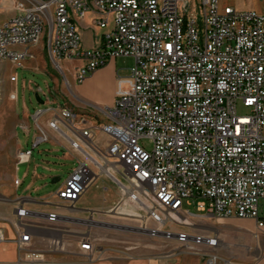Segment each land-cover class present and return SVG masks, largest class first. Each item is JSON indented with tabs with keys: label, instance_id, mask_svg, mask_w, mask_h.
<instances>
[{
	"label": "built area",
	"instance_id": "built-area-1",
	"mask_svg": "<svg viewBox=\"0 0 264 264\" xmlns=\"http://www.w3.org/2000/svg\"><path fill=\"white\" fill-rule=\"evenodd\" d=\"M88 13L95 15V30L87 49L77 22ZM43 37L64 78L61 62H82L74 71L77 84L109 60H133L128 76L117 80L112 107L102 111L108 122L100 130L111 138L106 155L122 165L126 185L118 183L126 200L146 212L141 217L160 224L175 219L200 230L207 228L191 223L195 217L252 219L255 235L263 231V14L237 12L220 0H17L14 16L0 24V61L23 67ZM237 103L247 114L237 113ZM60 116L74 132L75 114L61 107ZM49 127L57 131L56 120ZM80 134L91 138L90 130ZM71 146L78 149L73 141ZM30 155L20 152L18 160ZM91 183L90 170L80 164L57 197L73 204ZM177 237L214 250L221 243L216 234ZM29 238L21 236L19 253L28 263L43 261L26 249ZM80 249L91 251V244L84 240ZM201 256L206 264H234L215 254Z\"/></svg>",
	"mask_w": 264,
	"mask_h": 264
},
{
	"label": "crops",
	"instance_id": "crops-1",
	"mask_svg": "<svg viewBox=\"0 0 264 264\" xmlns=\"http://www.w3.org/2000/svg\"><path fill=\"white\" fill-rule=\"evenodd\" d=\"M87 16H89L88 23L95 17L93 13H88L77 22V26L81 35L82 32L89 33L92 38L93 32H90L89 25L84 26ZM87 45L83 42L84 48L88 49ZM32 54L31 60H35L33 50ZM120 59L123 58L107 61L105 65L90 73L81 84L75 82L74 71L82 62H77L70 70L63 71L65 78L61 75L66 89L54 88L63 98L59 108L50 110L48 117L45 115L49 110L37 111L32 116L34 122L32 149L42 143L48 144L52 148L49 151L51 161L33 162L32 150L21 149L15 129L20 126L25 135H28L30 128L19 121L16 113L17 123L14 127L16 146L20 150L19 153L30 151L31 155L25 162L19 161L17 156L12 182L0 192V264H31L24 260L17 249V242L23 234L30 235L26 249L39 252L43 257V261L34 264H189L200 261L196 257L188 261L187 258L181 259L179 256H143L125 259L122 247L98 244L101 236L107 231L115 230L112 227L118 226L113 225L112 218L116 217L114 215H123L124 210L139 214L133 204L126 200L119 185L121 182L116 177V174L121 176L122 165L106 155L111 138L100 130L101 125L108 122L102 111L112 107L117 80L123 77V68L119 66L118 61ZM42 66L43 64H39L38 68L42 69ZM51 94L54 95L53 92ZM13 100H16V96ZM61 107H66L75 114L74 123L77 124L74 132L61 118ZM54 120L57 131L49 127V123ZM81 130H90L91 138L89 140L82 138ZM72 141L78 144V149L71 146ZM53 161L76 163L70 173L80 164L86 165L92 177L90 185L96 184L99 180L101 183L95 185L96 191L93 193L89 192V185L75 203L63 202L57 197V192L67 178L60 182L61 178L54 176L57 171L53 165L56 163ZM20 164H29L30 168L19 176L15 172ZM15 180H18V185L14 184ZM109 181H114L118 185L119 189L116 192L108 191L105 184ZM17 209L24 210L25 216L18 217ZM114 210L116 213L113 214ZM51 214L55 215L54 221L48 219ZM194 219L226 220L202 217ZM231 221L237 227L253 223L254 235L257 232L256 223L252 219ZM117 231L123 233V230ZM214 234L219 237L215 231ZM84 240L91 244V251L80 249V244ZM56 243L58 246L54 249L53 245ZM255 264H264V257Z\"/></svg>",
	"mask_w": 264,
	"mask_h": 264
},
{
	"label": "rangeland",
	"instance_id": "rangeland-1",
	"mask_svg": "<svg viewBox=\"0 0 264 264\" xmlns=\"http://www.w3.org/2000/svg\"><path fill=\"white\" fill-rule=\"evenodd\" d=\"M16 1L0 0V24L14 16V3ZM220 3L223 7L232 8L237 12L255 11L264 15V0H220ZM88 19L89 16L85 19L84 26L89 25L90 32H93L95 29L90 25L91 21L88 23ZM81 36L82 41L88 44L89 48H92L93 42L89 33L82 32ZM44 49L45 39L43 37L38 46L33 49L35 60H27L21 68H15L9 61H0V192L12 182L15 162L20 151L16 146L14 137V127L17 123L16 113L19 121L30 128L28 135H25L20 126L15 129L21 149L32 150L33 162L51 161L49 151L52 148L48 144L42 143L32 149L31 137L34 130L32 116L37 111L49 110V113L45 115L48 117L51 113L50 110H57L63 98L55 92L54 88L66 89V87L61 73L51 63ZM118 61L119 66L123 68V77L128 76L133 60L123 58ZM39 64H43L42 69L38 68ZM74 64L77 62L64 61L60 63V67L65 72L70 70ZM11 77L15 78V82H11ZM11 94L16 96V100L11 98ZM38 100L42 101L43 104H39ZM236 110L239 115H245L248 112L240 103H237ZM139 144L146 150L152 148L147 139H140ZM53 162L56 163L53 165L57 171L54 176L60 177V182L67 178L76 164L67 161ZM29 168V164H20L15 173L20 176ZM116 177L123 185H126L125 180L120 175L116 174ZM99 182L101 183L99 180L96 184ZM96 184L89 186L90 193L96 191ZM105 185L111 192H116L119 189L114 181H109ZM132 206L140 215L124 210L123 215H114L116 217L112 218L113 225L123 226V233L117 230L107 231L98 241L100 246L122 247L123 258L125 259L143 256H179L181 259L187 258L190 261L191 258L196 257L200 261L188 263L206 264L205 259L201 256L206 253L231 260L234 264H255L264 257V231L254 235L253 223H246L237 227L231 221L235 219L219 221L216 219L204 221L193 219L191 221L194 225L207 228L206 231L186 226L175 219L173 222L168 221L163 224L151 219L145 220L146 217H141L145 215V210L135 204ZM184 209L196 214L193 206L184 205ZM259 210L260 217L264 218V201L260 202ZM151 231L155 232L152 233ZM214 231L218 233V238L221 241L216 250L206 246H197L192 242H180L177 237L179 234H185L188 237H209L214 234Z\"/></svg>",
	"mask_w": 264,
	"mask_h": 264
},
{
	"label": "water",
	"instance_id": "water-1",
	"mask_svg": "<svg viewBox=\"0 0 264 264\" xmlns=\"http://www.w3.org/2000/svg\"><path fill=\"white\" fill-rule=\"evenodd\" d=\"M38 102H39V104H43V102L40 101V100H38ZM112 228L115 229V230H123V227H121V226H116V227H112Z\"/></svg>",
	"mask_w": 264,
	"mask_h": 264
}]
</instances>
